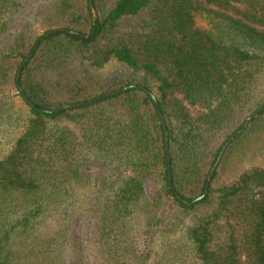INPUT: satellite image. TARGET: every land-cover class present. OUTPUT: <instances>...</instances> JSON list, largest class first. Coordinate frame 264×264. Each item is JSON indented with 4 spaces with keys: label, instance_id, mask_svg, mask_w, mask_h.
<instances>
[{
    "label": "trees",
    "instance_id": "16d2710c",
    "mask_svg": "<svg viewBox=\"0 0 264 264\" xmlns=\"http://www.w3.org/2000/svg\"><path fill=\"white\" fill-rule=\"evenodd\" d=\"M263 107L264 0H0V264H264Z\"/></svg>",
    "mask_w": 264,
    "mask_h": 264
},
{
    "label": "water",
    "instance_id": "95a60500",
    "mask_svg": "<svg viewBox=\"0 0 264 264\" xmlns=\"http://www.w3.org/2000/svg\"><path fill=\"white\" fill-rule=\"evenodd\" d=\"M59 32H63V30H53V31H48V32L43 33L39 37V39L37 40L36 46H35L33 52L30 54L28 60L25 61L21 65V67L19 68V70H18V73H17V89H18V93L20 94V96L31 107H35V105L30 100V98L26 95L25 91L22 89V87L20 85V78H21L22 71L25 68L26 64L29 63L33 59V57L35 56L36 51L38 50V47L40 45L41 39H43L45 37H48V36H51V35H54V34L59 33ZM73 33L76 34V35L82 36L78 32H73ZM131 90H141L143 92H146L149 95V97L152 99V101L154 102V104L156 106V109H157V112L159 114V118H160V121H161L163 130H164V136H165V148H166V161H167V177H168V183H169L170 186H173L172 164H171V150H170V144H169V131H168V126H167V123H166V119H165V117L163 115V112L161 110V107L159 105V102H158V99L156 98V96L152 92H150L147 88H145L144 86H136V85H131V86L124 87V88H122L120 90H117L115 92L109 93L106 96L115 97V96H118V95H120V94H122L124 92L131 91ZM102 98L103 97L100 96L98 98L92 99V100H90V103L99 102V101L102 100ZM83 105L84 104H78V103L77 104H68V105L62 106L59 109H55V110H43V111L45 113H48V114H57V113H60L62 111H67V110L79 108V107H81ZM262 111H264V107L262 109L258 110L257 112H255L252 116H250L246 120V122L243 124V127L238 131L237 135L238 136L241 135L247 129L248 125L254 119H256L257 116L259 115V113L262 112ZM235 137L236 136L230 137L228 139V141L222 146L221 151H220V153H219V155L217 157V160H216L214 166L211 169L210 176H213L216 173L217 168L219 167L222 159L224 158L225 153L228 150L229 146L234 142ZM209 188H210V181H207L204 194L202 196L196 198L192 204H197V203L203 201L208 196V194H209Z\"/></svg>",
    "mask_w": 264,
    "mask_h": 264
},
{
    "label": "rangeland",
    "instance_id": "374dc122",
    "mask_svg": "<svg viewBox=\"0 0 264 264\" xmlns=\"http://www.w3.org/2000/svg\"><path fill=\"white\" fill-rule=\"evenodd\" d=\"M45 33V32H44ZM43 34V33H42ZM41 34V35H42ZM40 35V36H41ZM39 36V37H40ZM116 70V68L115 67H113V66H110V67H108V68H106V69H103V70H98V71H96L95 69H93L92 67H90L89 65H88V62H87V60H81L80 58L79 59H77V61H76V66H75V70H74V72H73V75H72V78H71V80H69V82L70 83H72V81L73 80H76V79H78V78H81L82 76H84V75H87V74H100V75H102V76H105V75H107L108 73H112V72H114ZM19 94V93H18ZM20 95V94H19ZM75 104H77V103H75ZM66 105H68V104H66ZM65 106V105H64Z\"/></svg>",
    "mask_w": 264,
    "mask_h": 264
}]
</instances>
